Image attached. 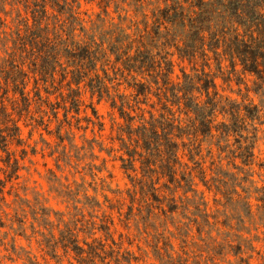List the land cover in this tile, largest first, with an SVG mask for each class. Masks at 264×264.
Wrapping results in <instances>:
<instances>
[{
    "label": "clouds",
    "instance_id": "1",
    "mask_svg": "<svg viewBox=\"0 0 264 264\" xmlns=\"http://www.w3.org/2000/svg\"><path fill=\"white\" fill-rule=\"evenodd\" d=\"M0 0V264H264V0Z\"/></svg>",
    "mask_w": 264,
    "mask_h": 264
},
{
    "label": "trees",
    "instance_id": "2",
    "mask_svg": "<svg viewBox=\"0 0 264 264\" xmlns=\"http://www.w3.org/2000/svg\"><path fill=\"white\" fill-rule=\"evenodd\" d=\"M240 0H230V7L235 11L237 7H240Z\"/></svg>",
    "mask_w": 264,
    "mask_h": 264
}]
</instances>
